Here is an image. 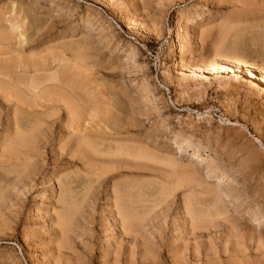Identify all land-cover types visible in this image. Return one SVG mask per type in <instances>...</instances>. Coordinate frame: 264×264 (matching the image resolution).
<instances>
[{"label": "rangeland", "instance_id": "374dc122", "mask_svg": "<svg viewBox=\"0 0 264 264\" xmlns=\"http://www.w3.org/2000/svg\"><path fill=\"white\" fill-rule=\"evenodd\" d=\"M18 30L24 42L4 59L42 65H34L42 77L59 73L57 96L72 101L74 94L85 107L73 132L62 109L42 117L32 140L11 152L0 146V264H177L180 254L190 264H232L240 251L245 263L264 264V87L243 73L264 77V0H0V37L15 44ZM228 59L242 74H189L194 63L221 68ZM95 104L103 112L94 114ZM17 114L0 109V145L12 118L29 131ZM90 119L99 120L97 130ZM175 133L208 152L196 159L191 147L175 148L166 141ZM137 149L153 150V160L133 157ZM115 188H128L138 212L135 241L114 217ZM212 208L227 216L193 231L189 218ZM57 213L70 220L65 234Z\"/></svg>", "mask_w": 264, "mask_h": 264}, {"label": "bare ground", "instance_id": "6f19581e", "mask_svg": "<svg viewBox=\"0 0 264 264\" xmlns=\"http://www.w3.org/2000/svg\"><path fill=\"white\" fill-rule=\"evenodd\" d=\"M221 1V0H220ZM224 2H225V0H224ZM135 3V2H134ZM88 12V11H87ZM4 14V13H3ZM17 14V13H16ZM145 14V13H144ZM5 16V15H4ZM6 17V16H5ZM131 18V17H130ZM179 18V17H178ZM6 19V18H5ZM4 19V20H5ZM14 19V18H13ZM181 19V18H180ZM3 20V21H4ZM11 20V19H10ZM17 20H18V18H17ZM150 20V19H149ZM153 20V19H152ZM185 20V19H184ZM7 21H8V19H7ZM14 21V20H13ZM22 21V20H21ZM5 22V21H4ZM11 22H12V20H11ZM17 23H19V21L17 22ZM21 23H23V22H21ZM129 22H127L126 23V25H127V27H128V29L130 28V24H128ZM10 25V24H9ZM155 25V24H154ZM14 25H12V27H13ZM24 26V25H23ZM9 27V26H8ZM132 28H133V26H131ZM203 28H201L200 29V32H205L204 31V26H202ZM5 28H7V27H5ZM11 28V27H10ZM9 28V29H10ZM20 28V27H19ZM12 29V28H11ZM18 29V28H17ZM21 29H23V27H21ZM2 30V29H1ZM25 30V29H24ZM223 30H224V28H223ZM227 30V31H226ZM226 30H224V31H226V33H228V31H229V29L227 28ZM232 30H233V28H232ZM9 31V30H8ZM11 31V30H10ZM12 31H13V29H12ZM11 31V32H12ZM222 31V30H221ZM224 31H222V32H224ZM10 32V33H11ZM15 32V31H14ZM222 32H220V33H222ZM3 33L4 32H2V35H3ZM206 33V32H205ZM219 33V34H220ZM7 34V33H6ZM15 34V33H14ZM207 34H209V33H207ZM5 35V34H4ZM12 35V34H11ZM10 35V36H11ZM18 36V40H16V42H14L15 44H12V38L10 39V37H8L7 35L6 36H2V37H0V109L4 112V114H7V113H10V111H12L13 112V114H16V113H18L22 118H24L25 117V119L24 120H26V122H25V126L26 127H29V131L27 132V134H25L24 132H22V127H23V125H22V123H19L18 122V120H16V119H14V118H12L13 120L12 121H10L11 123V125L13 126L12 127V129L8 126V129H6L7 131V135L6 134H4V140H3V145H0V146H2L1 148H3V150H5V151H10L11 152V150H12V148L14 147V145L16 146V147H19V146H17L18 144L17 143H15V142H17V141H20V140H23V139H25L24 137H26V139H31L34 135L33 134H35L36 133V130L40 127V126H42L41 124H42V122H43V120H41L42 119V117H46V119L47 118H50V119H52L51 117H53V116H55L59 111H61L62 109L64 110V112H65V114H66V119H67V121H65L66 123L65 124H67L68 126L67 127H69L70 129L71 128H73V125H74V127H77L76 126V121L80 118V120L82 119V117H83V115L82 114H79V111L78 110H81V109H84V108H82V106L84 105H82L81 106V104L79 103L78 105H79V107H78V105H77V103H78V100L77 99H75V95L73 94V95H71V98L72 97H74V103L70 100V97H69V100L70 101H67V97H65V96H63V97H65V99L66 100H61V98L62 99H64L62 96L60 97V96H57V91L58 90H55L56 89V87H58V86H60L59 85V83H60V79H58L59 77H57V74H59V73H56V74H53V73H51V74H53V75H50V76H48V77H42V76H40V75H38V73H40L39 71H38V69H39V67H41V66H39L38 67V64H34V65H37V67H38V69H36L35 68V66L34 65H32L33 67H31V65H30V68H29V66H25V64H23V62H21L20 60H14V61H12V60H8L7 58V56L8 55H10L12 52L11 51H13L14 49H15V46H16V44H18V46H21L22 44H23V42H24V34L21 32V31H19L18 30V34H17ZM179 35V34H178ZM210 36H211V34H210ZM12 37H14V36H12ZM207 38H209V35L208 36H205V39H207ZM220 39H224L225 38V36H224V33L223 34H220V37H219ZM10 41H12V42H10ZM264 41V40H263ZM178 43H179V46H184V45H182L183 43H182V41L180 40V39H178V41H177ZM176 42V43H177ZM221 42V41H220ZM30 43V42H29ZM24 47V46H23ZM219 49V48H218ZM17 51H18V49H16ZM19 50H21V48L19 49ZM55 51V50H54ZM134 51V50H133ZM228 51V50H227ZM132 52V51H131ZM130 52V53H131ZM188 52V51H187ZM226 52V51H225ZM230 52L232 53V55L235 53L236 54V50L233 48V49H231L230 50ZM36 53V52H35ZM181 53H182V57H184L185 56V51H184V48L182 47L181 48ZM36 54H38V53H36ZM131 54H133V53H131ZM188 54V53H187ZM227 53H225V55H226ZM18 55V54H17ZM39 55H41V54H39ZM191 55V54H190ZM230 55V54H229ZM240 55V54H239ZM11 56V55H10ZM23 56V55H22ZM215 56H217V55H215ZM219 56V55H218ZM217 56V57H218ZM4 57H7V58H5L4 59ZM15 57V56H14ZM18 57V56H17ZM20 57V56H19ZM25 57H27V56H25ZM97 57V56H96ZM216 57V58H217ZM234 57V56H233ZM10 58V57H9ZM24 58V57H23ZM34 58V57H33ZM58 58V57H57ZM38 59V58H37ZM42 59V58H41ZM53 60V59H52ZM74 60V59H73ZM224 60V59H223ZM232 60V59H231ZM25 61V60H24ZM27 61V60H26ZM25 61V62H26ZM41 61V60H40ZM196 61V60H195ZM24 62V63H25ZM50 62V61H49ZM28 63V62H27ZM52 63V62H51ZM61 63V62H60ZM78 63H79V61H78ZM77 63V64H78ZM213 63H215V62H213ZM212 63V64H213ZM225 64H223V66H221V68H219V66L217 67V66H213V65H207V66H204V67H202V66H200V65H197V64H195L194 63V65L192 64V66L190 67V75L193 73V75H195V77H198V75H205V74H207V76H209V75H221V74H226V75H228V74H232L233 75V73L234 74H242V69H240L239 68V66L237 65V64H235V63H233V61H230L229 59H228V61L227 62H224ZM68 65V64H67ZM80 65H81V63H80ZM83 65V64H82ZM45 66H43V68H44ZM92 67V66H91ZM251 67V66H250ZM78 68H80L81 69V67H78ZM77 68V69H78ZM41 69V68H40ZM39 69V70H40ZM50 69V68H49ZM52 69H53V67H52ZM52 69H50V70H52ZM70 69H72V68H70ZM74 69V68H73ZM187 69H188V67H187ZM253 69V68H252ZM264 69V68H263ZM42 70V69H41ZM43 70H45V69H43ZM46 70H47V67H46ZM50 70H48V72L50 71ZM87 70H89V69H87ZM94 70V69H93ZM92 70V71H93ZM189 70V69H188ZM53 71V70H52ZM261 71L262 72H264L262 69H261ZM31 72L32 73H35V75L33 74V76L31 75ZM44 72H46V71H43V73ZM76 72H78V71H76ZM98 72V71H97ZM81 73V72H80ZM244 74H246L249 78H250V80L251 79H253V80H256V81H258V82H260L263 86L262 87H264V77L261 75V76H258V75H255L254 74V72L253 71H245V72H243ZM47 74V73H46ZM49 74V73H48ZM89 74V73H88ZM94 74V73H93ZM209 74V75H208ZM243 74V75H244ZM245 75V76H246ZM47 76V75H46ZM79 76V75H78ZM81 76V75H80ZM192 76V75H191ZM72 77V76H71ZM78 78V77H77ZM82 78V77H81ZM247 78V77H246ZM75 79V78H74ZM83 79H85V77L83 78ZM248 80V79H247ZM252 81V80H251ZM72 82H74V81H72ZM76 82V81H75ZM74 82V83H75ZM80 82V81H79ZM254 82V81H253ZM73 83V84H74ZM98 83V82H97ZM256 84V83H255ZM62 85H64V82H63V84ZM72 85V84H71ZM88 85V84H87ZM94 85H96L95 83H94ZM99 85V84H98ZM259 85V84H258ZM97 86V85H96ZM106 86V85H105ZM119 86V85H118ZM257 86V85H256ZM54 87H55V89H54ZM62 87H66L67 88V86L66 85H64V86H62ZM69 87V86H68ZM77 87V86H76ZM93 87V86H92ZM99 87V86H98ZM101 87V86H100ZM261 87V88H262ZM65 88V89H66ZM60 89V88H59ZM61 89H63V90H65L64 88H61ZM68 90H70L69 88H67ZM95 90V89H94ZM98 90V89H97ZM102 90H104V89H101V91ZM82 91V90H81ZM263 91H264V88H263ZM61 92V91H60ZM64 92H67V91H64ZM72 92V91H71ZM71 92H69V93H71ZM83 92V91H82ZM98 92H99V90H98ZM92 93V92H91ZM97 93V92H96ZM94 94V93H93ZM120 94V93H119ZM64 95V94H63ZM67 95V94H66ZM95 95V94H94ZM69 96V95H68ZM91 96V95H90ZM103 96V95H102ZM59 97H60V99H59ZM95 97V96H94ZM93 97V98H94ZM105 97H106V95H105ZM102 98H104V97H102ZM106 99V98H105ZM107 100V99H106ZM76 101H77V103H76ZM92 101H93V99H92ZM129 101V100H128ZM145 101V100H144ZM87 103V102H86ZM97 103V102H96ZM98 103H100V102H98ZM106 103V102H105ZM103 105H104V103H102ZM96 105H99V104H95L94 105V107H96ZM81 106V107H80ZM84 107H85V105H84ZM90 108L92 107V106H89ZM112 107H113V105H112ZM80 108V109H79ZM93 108V107H92ZM92 108H91V110H92ZM98 107H96L95 109H94V111H93V113L95 114L96 112H99V114L101 113V111L102 110H99V111H97L98 109H97ZM102 108V107H101ZM115 108V107H114ZM256 108V107H255ZM104 109V108H103ZM107 109V108H106ZM113 108H111V110H112ZM254 109V108H253ZM259 109V108H258ZM257 109V110H258ZM89 111H90V109H88ZM133 110H134V108H133ZM81 111H83V110H81ZM89 111H88V114H89ZM256 111V110H255ZM263 111V110H262ZM7 112V113H6ZM103 112V111H102ZM106 113L105 114H107V111H105ZM83 113V112H82ZM91 113V112H90ZM93 113H92V116H91V119H94V118H92L94 115H93ZM112 113V112H111ZM17 114V115H18ZM64 114V115H65ZM85 114H87L86 112H85ZM98 114V115H99ZM108 114H110V113H108ZM115 114V113H114ZM132 114V113H131ZM146 114V113H145ZM144 114V115H145ZM149 114V113H148ZM261 114H262V112H261ZM82 115V116H81ZM102 115H104L103 113H102ZM113 115V114H112ZM87 116H89V115H87ZM97 116V115H96ZM109 117H110V115H108ZM108 116H106L107 117V119L106 120H108ZM128 116V115H127ZM146 116V115H145ZM85 117V116H84ZM98 117V116H97ZM96 117V118H97ZM104 117V116H103ZM99 119L101 118V119H103L102 117H100V115H99V117H98ZM105 118V117H104ZM112 118V117H111ZM90 119V122L91 123H93V122H95V124L93 123V130L94 129H96V122H98L97 120L96 121H94V120H91ZM100 119V120H101ZM110 119V118H109ZM89 120V119H88ZM105 120V121H106ZM114 120V118H112V121ZM115 120H117V119H115ZM137 120V119H136ZM5 121V120H4ZM8 121V120H7ZM85 121H87V120H85ZM85 121H82V124H83V122H85ZM128 121V120H127ZM79 122H81V121H79ZM88 122V121H87ZM101 122H103L102 120L100 121V124H101ZM30 123V124H29ZM45 123V122H44ZM53 123V122H52ZM77 123H78V121H77ZM108 123V122H107ZM106 123V124H107ZM115 123H117V122H115ZM135 123V122H134ZM9 124V125H10ZM46 124V123H45ZM79 124V123H78ZM81 124V123H80ZM82 124H81V126H82ZM99 124V122H98V126L100 125ZM106 124H101V125H103L104 127H102L101 129H104L105 127L107 128V125ZM112 124V123H111ZM106 125V126H105ZM108 125H110V123L108 124ZM44 126V125H43ZM52 126V125H51ZM84 126V125H83ZM86 126V125H85ZM120 126V125H119ZM128 126H129V124H128ZM2 127V126H1ZM67 127H66V129H67ZM92 127V126H91ZM85 128H88L87 126L85 127ZM109 128V127H108ZM107 128V129H108ZM11 129V130H10ZM79 129V128H78ZM82 129H83V127H82ZM90 129V128H89ZM89 129H87V130H89ZM122 129V128H121ZM9 130H10V132H9ZM40 130V129H39ZM39 130H37V131H39ZM47 130V129H46ZM72 130V129H71ZM77 130V129H76ZM86 130V131H87ZM92 130V129H91ZM97 130V129H96ZM111 130V129H110ZM4 131V130H3ZM43 131V130H42ZM79 131H81V130H79ZM83 131V130H82ZM78 132V134L79 133H83V134H85V133H87V132H85V131H83V132ZM105 131V130H104ZM103 131V132H104ZM72 132H73V130H72ZM74 132H77V131H74ZM102 132V133H103ZM120 132V131H119ZM38 133V132H37ZM88 133H89V131H88ZM105 133V132H104ZM74 134V133H73ZM76 134V133H75ZM78 134H76L77 136H79ZM92 134H93V137H94V133L92 132ZM97 134H98V131H97ZM99 134H100V132H99ZM38 135V134H37ZM40 135V134H39ZM75 135V136H76ZM88 135V137H89V135L90 134H87ZM101 135V134H100ZM103 135V134H102ZM6 136V137H5ZM74 136V137H75ZM76 136V137H77ZM83 136H86V134L85 135H83ZM92 136V135H91ZM96 136H98V135H96ZM104 136V135H103ZM105 136H108V135H105ZM35 137H37V136H35ZM71 137H73V135H71ZM80 137H82L81 136V134H80ZM80 137H77V138H80ZM93 137H91V138H93ZM101 137V136H100ZM1 138V137H0ZM83 139H84V137H82ZM90 138V137H89ZM106 138V137H105ZM41 139V138H40ZM59 139V138H58ZM68 139H69V137H68ZM86 139V138H85ZM99 139H101V138H99ZM103 139H104V137H103ZM32 140V139H31ZM78 140V139H77ZM58 141V140H57ZM86 141H88V140H86ZM164 141V140H163ZM166 141L168 142V143H170V145L171 144H176V147L175 148H177L179 145H185V146H187V147H191L193 150V152H192V157L193 158H195L196 157V159H198L197 157H200L201 156V153L200 152H205V153H207L208 151L206 150V147H204V146H202V145H193L189 140H186V139H184V138H182L181 136H179V134L177 135L176 133H175V135H172L171 137H169V138H166ZM38 142V141H37ZM77 142V141H76ZM81 142H82V139H81ZM33 143H35V142H33ZM79 143V142H78ZM166 143V142H165ZM36 144V143H35ZM112 144V143H111ZM123 144V143H122ZM121 144V145H122ZM87 145V144H86ZM165 145V144H164ZM178 145V146H177ZM84 146H85V144H84ZM169 146V145H168ZM35 147V146H34ZM78 147V146H77ZM165 147V146H164ZM0 148V149H1ZM167 148V147H166ZM165 148V149H166ZM179 148V147H178ZM35 150H36V148H34ZM81 149V148H80ZM123 149V148H122ZM146 149L147 150H150V149H148L147 148V146H146ZM2 150V149H1ZM91 150V149H90ZM132 150H134V148L132 149ZM143 150V149H142ZM141 149H137L134 153L135 154H133V157L135 156V158H139V159H152V155H154V153L152 154V152H153V150L150 152V151H147V150H145V151H142ZM168 150V149H167ZM16 151V150H15ZM82 151V150H81ZM95 151V150H94ZM147 151V152H146ZM14 151H12V153H13ZM50 152V151H49ZM60 152V151H59ZM118 152V151H117ZM127 152V151H126ZM165 152V151H164ZM29 153V152H28ZM62 153V152H61ZM67 153V152H66ZM168 153H170V152H168ZM36 154V153H35ZM34 154V155H35ZM160 154V153H159ZM38 155V154H37ZM126 155V154H125ZM131 155V154H130ZM129 155V156H130ZM169 155V154H168ZM212 155V154H211ZM12 156V155H11ZM155 156H156V154H155ZM84 157V156H83ZM132 157V156H131ZM173 157V156H172ZM191 157V158H192ZM206 157H212V156H210V155H206ZM8 158V157H7ZM160 157H156L155 158V160L156 159H159ZM166 158V155L163 157V156H161V162H164V160L162 161V159H165ZM174 158V157H173ZM27 159V158H26ZM75 159V158H74ZM138 159V160H139ZM167 159V158H166ZM165 159V160H166ZM169 159V158H168ZM172 159V158H171ZM202 159V158H201ZM200 159V160H201ZM206 159V158H205ZM204 159V160H205ZM213 159V158H212ZM25 160V159H24ZM54 160H55V158H54ZM114 160V159H113ZM143 160V161H144ZM153 160V159H152ZM27 161V160H26ZM142 161V160H141ZM149 161V160H148ZM170 161H172V160H170ZM170 161H166L167 162V164L170 162ZM28 162H29V160H28ZM27 162V163H28ZM40 162V161H39ZM158 162V161H157ZM173 162V163H172ZM171 163L174 165V163H175V161H172ZM208 163V162H207ZM166 164V163H165ZM177 164V163H176ZM211 164V163H210ZM169 165H171V164H169ZM181 165V164H180ZM180 165H178V166H180ZM183 165V164H182ZM181 165V166H182ZM189 165V164H188ZM187 165V166H188ZM192 165V164H191ZM23 166V165H22ZM35 166V165H34ZM186 166V165H185ZM184 165H183V167H185ZM208 166V165H207ZM166 167H168V166H166ZM176 167H177V165H176ZM190 167V166H189ZM191 167H193V166H191ZM211 167V166H210ZM208 168V167H207ZM27 169V168H26ZM186 169H187V167H186ZM213 169V168H212ZM217 169V168H216ZM185 170V169H184ZM188 170H189V168H188ZM187 170V171H188ZM71 171V170H70ZM192 171L194 172L195 170H193L192 169ZM96 172V171H95ZM97 172H99V171H97ZM191 173V172H190ZM92 174V173H91ZM195 174V173H194ZM93 175H94V173H93ZM96 175V174H95ZM99 175V174H98ZM180 175V174H179ZM102 176V175H101ZM181 176V175H180ZM185 177V176H184ZM221 177V176H220ZM86 178V177H85ZM177 178V177H176ZM196 178V177H195ZM200 178V177H199ZM90 179V178H89ZM100 179V178H99ZM221 179V178H220ZM224 179V178H223ZM189 180V179H188ZM194 180V179H193ZM200 180V179H199ZM202 180V179H201ZM179 181V180H178ZM186 181V180H185ZM108 182V181H107ZM194 182H196V181H194ZM202 182V181H201ZM175 183H177V182H175ZM181 183H183L184 184V182L182 181ZM197 184V183H196ZM204 184V183H203ZM203 184H201L202 186H203ZM197 185H199L200 186V184H197ZM177 186H178V183H177ZM205 186V185H204ZM210 186V185H209ZM88 187V186H87ZM91 187H93V186H91ZM109 187V186H108ZM127 187H128V185H127ZM196 187H198V186H196ZM212 187V186H211ZM215 187V186H214ZM64 188V187H63ZM216 188V187H215ZM214 188V189H215ZM85 189V188H84ZM109 189V188H108ZM128 189V188H127ZM127 189H126V193H123V194H121L120 192V194H118V190H116V188H115V190H113L112 191V196H113V199H114V209H115V216L114 217H116L117 218V221H118V224H119V227H120V230L123 232V234L124 235H127V237L128 238H130V237H132V240L133 241H135L136 239H137V234H139V233H137V231H136V229H137V224H139V223H137L138 222V220H137V218H139V216L137 215L138 214V212L133 208V206L134 205H132L133 203L131 202L132 200H130V198H128L129 197V195L130 194H128V193H130V192H128L127 191ZM138 189V188H137ZM123 190H124V188H123ZM122 190V191H123ZM130 190V189H129ZM135 190V189H134ZM150 190V189H149ZM205 190V189H204ZM208 190V189H207ZM89 191H91V190H89ZM88 191V192H89ZM98 191V190H97ZM142 191V190H141ZM213 191H215V190H213ZM73 192V191H72ZM87 192V191H86ZM165 192V191H164ZM211 192V191H210ZM217 191H215V193H216ZM89 193H91V192H89ZM194 193V192H193ZM218 193V192H217ZM227 193H228V191H227ZM230 193H232V191L230 192ZM144 194V193H143ZM190 194V193H189ZM70 195V194H69ZM86 195H87V193H86ZM89 195V194H88ZM193 195V194H192ZM200 195V194H199ZM198 195V196H199ZM213 195V194H212ZM216 195H218V194H216ZM215 195V196H216ZM238 195V194H237ZM53 196V195H52ZM72 196V195H71ZM194 196V195H193ZM209 196V195H208ZM74 197V196H73ZM83 197H86V196H83ZM195 197V196H194ZM232 197V196H231ZM127 198L130 200V202L129 201H127ZM162 198V197H161ZM206 198V197H205ZM215 198V197H214ZM217 198V197H216ZM72 199V198H71ZM84 199V198H83ZM87 199V198H86ZM201 199V198H200ZM218 199V198H217ZM2 200V199H1ZM73 200V199H72ZM126 200V201H125ZM218 200H221L220 198L218 199ZM59 202V201H58ZM66 202V201H65ZM69 202H70V200H69ZM218 202V201H217ZM82 203V202H81ZM112 203V202H111ZM63 204H64V202H63ZM66 204V203H65ZM109 204V203H108ZM233 204V203H232ZM235 204V203H234ZM60 205H62V204H60ZM71 205V204H70ZM88 205V204H87ZM190 205V204H189ZM193 205V204H192ZM67 206V205H66ZM69 206V205H68ZM136 206V205H135ZM214 206V205H213ZM216 206V205H215ZM10 207V206H9ZM191 207V206H190ZM219 207V206H218ZM80 208V207H79ZM216 208V207H215ZM65 209H67V208H64V210ZM85 209V208H84ZM212 209H214V208H212ZM69 210V209H68ZM72 210V209H71ZM79 210V209H78ZM61 211V210H60ZM63 211V210H62ZM77 211V210H76ZM64 212V211H63ZM192 212V211H191ZM207 213H204L203 215H202V212H199V213H201V214H199L198 213V215H199V217L198 218H196L195 216V218H193V217H191V218H189V219H191V220H189V221H191V227H192V229H193V231H194V229H195V226L196 225H201V223L200 222H205L206 220L209 222V223H212L213 221H215V219L216 218H218V217H224V216H227L226 215V213L225 212H223V211H219V210H217V209H214V211L211 213L210 211L208 212V211H206ZM65 213H67V211L65 210ZM106 213V212H105ZM195 213V212H194ZM224 213H225V215H224ZM228 213V212H227ZM59 213H57V215H58ZM77 215V214H76ZM157 215V214H156ZM195 215V214H194ZM197 215V216H198ZM232 215V214H231ZM110 216V215H109ZM138 216V217H137ZM153 216V215H152ZM184 216V215H183ZM190 216H192V215H190ZM203 216H204V218H203ZM68 216H66L65 214H63V215H58L57 216V228H59L60 230H61V232L62 233H64V232H66L67 231V228H68V225L70 224L69 222H70V220L67 218ZM150 217V216H149ZM148 217V218H149ZM254 217V216H253ZM73 218V217H72ZM157 218V217H156ZM201 218V219H200ZM213 218H215L214 220H213ZM69 220V221H68ZM136 220H137V222H136ZM148 220V219H147ZM156 220V219H155ZM154 220V221H155ZM185 220V219H184ZM255 220V219H254ZM72 221V220H71ZM114 221V220H113ZM116 221V222H117ZM140 221V220H139ZM144 221V220H143ZM149 221H150V219H149ZM1 222V221H0ZM146 222V221H145ZM89 223V222H88ZM137 223V224H136ZM141 223H143V222H141ZM206 223V222H205ZM205 223H203V224H205ZM223 223H224V221H223ZM151 224V223H150ZM207 224V223H206ZM71 225V224H70ZM141 225V224H140ZM211 225V224H210ZM209 225V226H210ZM224 225V224H223ZM208 226V228H210ZM70 227V226H69ZM72 227V226H71ZM157 227V226H156ZM185 227V226H184ZM198 227V226H197ZM200 227V226H199ZM218 227V226H217ZM235 227V226H234ZM187 228V227H186ZM190 228V227H189ZM188 228V229H189ZM214 228V227H213ZM220 228V227H219ZM218 228V229H219ZM70 229V228H69ZM192 229H191V232H192ZM119 230V231H120ZM157 230V229H156ZM162 230V229H161ZM209 230V229H208ZM213 230H216V229H213ZM202 231V230H201ZM121 232V233H122ZM153 232H155V231H153ZM157 232V231H156ZM211 232V231H210ZM230 232V231H229ZM184 233V232H183ZM188 233V232H187ZM209 233V232H208ZM58 234V233H57ZM65 234V233H64ZM158 234V233H157ZM198 234V233H197ZM201 234H204L205 235V232L204 233H201ZM211 234H212V232H211ZM213 234H216V233H213ZM70 235V234H69ZM142 235V234H141ZM156 235V234H155ZM207 235V234H206ZM58 236V235H57ZM66 236V235H65ZM130 236V237H129ZM185 236V235H184ZM196 236H198V235H196ZM210 236V235H209ZM162 237V236H161ZM177 237V236H176ZM179 237V236H178ZM191 237V236H190ZM194 237H195V235H194ZM194 237H193V239H194ZM216 237V236H215ZM234 237V236H233ZM239 237V236H238ZM61 238V237H60ZM121 238V237H120ZM124 238V237H123ZM200 238V237H199ZM222 238H224V237H222ZM221 238V239H222ZM151 239V238H150ZM161 239H163V238H161ZM160 239V240H161ZM191 239V238H190ZM189 239V240H190ZM139 240V239H138ZM154 240V239H153ZM209 240H210V238H209ZM131 241V240H130ZM193 241V240H192ZM205 241V240H204ZM219 241V240H218ZM57 242V241H56ZM147 242V241H146ZM195 242H197V241H195ZM191 243V242H190ZM224 243V242H223ZM62 244V243H61ZM122 244V243H121ZM142 244V243H141ZM146 245V244H145ZM206 245V244H205ZM229 245V244H228ZM140 246V245H139ZM142 246V245H141ZM180 246V245H179ZM226 246V245H225ZM154 247V246H153ZM186 247V246H185ZM229 247V246H228ZM227 247V248H228ZM122 248V247H121ZM134 248V247H133ZM180 248V247H179ZM235 248V247H234ZM181 249V248H180ZM184 249V248H183ZM186 249V248H185ZM198 249V248H197ZM193 250V249H192ZM68 251V250H67ZM130 251V250H129ZM131 251H132V249H131ZM136 251V250H135ZM134 251V252H135ZM138 251V250H137ZM158 251V250H157ZM180 251H182V250H180ZM185 251V250H184ZM191 251V250H190ZM198 251V250H197ZM207 252V251H206ZM245 252V251H244ZM127 254H128V252H126ZM142 253V252H141ZM180 253V252H179ZM178 253V254H179ZM185 253H186V251H185ZM185 253H184V255H185ZM190 253V252H189ZM209 253V252H208ZM227 253V252H226ZM136 253H134V255H135ZM146 254V253H145ZM171 254H172V252H171ZM174 254V253H173ZM203 254V253H202ZM211 254V253H210ZM140 255V254H139ZM158 255V254H157ZM182 255H183V253H182ZM186 255H188V254H186ZM185 255V256H186ZM190 255V254H189ZM200 254L198 253V252H192V256H194L192 259H196V263L198 262V263H200L201 262V260L199 259L200 258V256H199ZM120 256V255H119ZM125 256H126V254H125ZM138 256V255H137ZM174 256V255H173ZM203 256V255H202ZM210 256V255H209ZM132 257V256H131ZM214 257V256H213ZM233 262H232V264L234 263V264H248V263H245V259L247 258V257H245V253H241V251L240 252H237V253H235V254H233ZM121 258V257H120ZM119 258V259H120ZM125 258V257H124ZM134 258V257H133ZM176 258V257H175ZM206 258V257H205ZM209 258V257H208ZM218 258V257H217ZM128 259V258H127ZM130 259V261H129V264H132V261H131V258H129ZM128 259V260H129ZM154 259V258H153ZM202 259V258H201ZM108 260V259H107ZM121 260V259H120ZM133 260V259H132ZM141 260V259H140ZM190 260V259H189ZM206 260V259H205ZM212 260V259H211ZM214 260V259H213ZM231 260V259H230ZM144 261V260H143ZM173 261V260H172ZM177 261V264H190L191 263V261H188V259H186L185 257H182L181 256V254H180V257H179V259L178 260H175L174 262H176ZM119 262H121V261H119ZM122 262H124V260L122 261ZM122 262H121V264H122ZM217 262V261H216ZM213 263V262H212ZM218 263H220V262H218ZM230 263V262H229ZM101 264V263H100ZM107 264V263H106ZM175 264V263H174ZM214 264V263H213ZM222 264V263H221ZM231 264V263H230Z\"/></svg>", "mask_w": 264, "mask_h": 264}]
</instances>
